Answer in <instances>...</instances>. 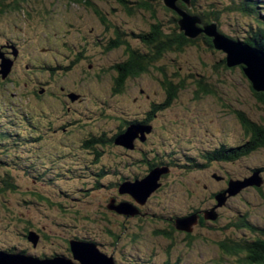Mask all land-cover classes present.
I'll return each instance as SVG.
<instances>
[{"label":"rangeland","instance_id":"rangeland-1","mask_svg":"<svg viewBox=\"0 0 264 264\" xmlns=\"http://www.w3.org/2000/svg\"><path fill=\"white\" fill-rule=\"evenodd\" d=\"M94 1L97 2V7L105 9L110 19L114 18L112 20L126 33L129 28L146 29L153 22L150 12L145 10L129 17L124 11L117 10L113 13V9L118 8L113 4V0ZM207 1L203 0L202 5L206 7ZM42 3H48L47 11L40 10L39 14V10H36L30 17L21 11L22 9H7L9 12L0 15V51L2 46H7L5 41L22 47L21 53L24 57L34 50L43 55L41 50L48 45L54 50L64 51L66 49L63 48L62 41L77 47L80 44L78 37H87V40L92 42L88 29L92 26L98 29L99 25L92 11L79 10L76 4L67 0H61L56 5L49 0H42ZM161 13L158 10L159 18ZM42 14H46L47 21L41 18ZM233 17L224 16L226 24L221 19L219 25L223 32L230 30L228 23L231 24ZM37 22L39 24H36ZM49 32L50 38L53 39L51 42L45 37ZM200 41L203 44L202 49L188 47L181 63H171V57L159 63V66L162 64L166 67L168 81L173 88H177V97L172 98L174 103L172 102L171 107L161 111L151 110L146 114L144 112L151 109L147 98L151 97H147L146 93L145 96L142 95L141 89L153 94L151 99L156 104L164 105L170 100L161 85L164 78L156 70L133 78L130 87L115 98L109 96L111 90L106 83L102 84L103 87L89 85L86 91L81 88L78 90L81 102L69 103L67 108L65 97L60 93L54 95V88L51 89L53 93H45L40 100L32 94H27L25 83L29 81L26 75H32L34 70L18 67L13 83L4 87L8 90L7 100L11 101L2 106L6 110L12 106L13 110L9 109L8 112L10 126L2 129L6 136L0 137V187L4 188L5 183L9 182L17 190H9L0 196L1 248L17 247L33 255L54 256L55 253H61L72 258L68 243L73 241L78 242L77 245H94L98 251L108 253L115 264H165L168 263L166 254H172L170 264H178L179 261L183 264H211L213 260L220 258L218 264H236L231 258L225 259L226 256L223 259L219 242L229 235H249L248 231L237 232L233 227H227V224H233L238 219L236 215L246 214L252 224L264 229V199L255 186H248L239 196H229V202L233 204L225 207L215 204L216 200L213 203V199L220 191L228 188L227 172L238 176L237 178L244 177L254 181L260 178L262 182L263 177L254 176L251 170L264 165V149L240 161L213 163L203 170L189 171L185 167L191 162L187 163L185 154L201 157V152L219 146V142L232 144L233 147L247 142L241 133L237 117L229 114L226 110L228 108H224L226 101H230L228 96L233 99L234 110L244 112L252 119L264 118V106L251 95L249 82L240 67L235 71H224L219 66V69L214 71V65L223 58V54L211 48L210 50L202 40ZM57 57L58 60L64 61L60 54H57ZM46 59L50 60V57ZM8 60L1 57L0 65ZM25 64L29 65L30 61L26 59ZM84 69L86 70V66ZM174 72L183 77L190 73H206L208 76L211 74L213 78H210L209 84L215 90V95L196 99L192 83L186 81L183 84L181 77H176ZM28 85L30 88L31 84ZM72 87L71 91L78 88L73 85ZM103 97L108 100V106H105V110L99 115L98 105ZM103 114L105 116L101 117ZM147 114L153 116L151 124H147V128L138 127L144 128L143 134L138 133L144 141H140V138L136 140L139 142L136 145H145L142 146L146 152L145 157H140V153L132 160V150L112 145L102 149L104 155L96 162L94 151L97 145L93 144L92 148H87V140L99 136L101 131L110 138L122 122L143 119ZM46 115L51 116L50 120ZM13 116L16 119L29 116L28 121L39 123L38 130L44 134L41 141H36L39 134L37 129H24L20 123L18 126L16 123L12 125ZM127 128L123 133L127 132ZM154 149L155 154L152 153ZM198 159L197 163H200L201 158ZM158 168L169 173L164 176L167 179L164 181L163 190L148 197L147 204L145 202L139 205L128 195L120 196L117 188L111 186L113 182L122 181V178H129L132 183L137 182ZM217 176H223L227 180L218 181ZM261 187L264 188V182ZM34 194L43 196L46 201ZM113 197L135 203L131 205L144 210L145 216L141 219H124L108 213L107 210L106 215L101 216L103 207H106ZM196 208H208L210 212L219 210L221 218L215 223V229L199 227L196 223L192 228L195 234L193 240L183 242V234L175 230L173 237L177 243L168 249V253L165 252L163 246L170 247L173 243L161 237L154 238L153 230H172L170 220L177 216H186ZM75 213H81L77 218L79 222H76ZM24 222H28L33 231L43 236L40 238V245L35 249L24 239V228L28 227ZM108 229L113 230L115 237L119 239L115 240V237L109 234L110 237L107 234ZM135 235L138 238H135Z\"/></svg>","mask_w":264,"mask_h":264},{"label":"trees","instance_id":"trees-1","mask_svg":"<svg viewBox=\"0 0 264 264\" xmlns=\"http://www.w3.org/2000/svg\"><path fill=\"white\" fill-rule=\"evenodd\" d=\"M54 1H57V0H54ZM73 1L78 2L77 0H71L70 2L74 3ZM80 1L83 2L84 6L88 8H92L95 11H98L100 14L98 15L100 17L102 14L103 15L107 14L106 11L99 9L96 5V2L93 0H80ZM116 1L117 3L120 4L119 6L126 8V10L122 9V11H126L125 13L129 17H132V15L136 14V12H141L142 10L150 12V18L152 19L153 22H151L150 24L148 23L149 25L147 29H148L149 34L147 33L144 34V37H147V44H148V47L150 48L149 49L150 54L148 52L147 54L144 55L145 58H147L146 63H143L142 65L138 63L136 67H132V79L142 76L144 72L145 74H147V72L155 71V70L159 72L161 76L163 75L164 78H166L167 83L165 84L166 86L164 84L162 86L165 89H167L168 93H170V100H168V103H164V105L162 104L161 105L153 104V105L157 107V110H160V109L165 110V108L171 107L172 102L174 101V99L172 98L177 97L176 92H175L177 88H173L172 84L168 81L169 75L167 73L166 67L162 66V64L158 66L159 65L158 61H160L159 59L160 58L165 59V58L171 57L172 60H169L171 63H176V64H178L177 62L181 63L182 61L181 58L184 56L188 47L201 48V45L203 46L200 40H202L209 49L211 48L212 50H214L213 45H212V40L206 37L204 34H203L204 36L203 35L199 36L201 37L200 39H198L199 37L195 39L186 38L183 33L179 32L178 21L180 20V17L175 11L167 8L163 4L162 0H136V1L116 0ZM29 3H31L32 5H30ZM202 3H204L203 0H191L190 7H188V5H186L183 1H179L177 5L179 8L187 10L193 16L199 17L204 25H210L212 23H216L219 32L222 33L225 37L230 38L234 41H240L250 46H254L264 51V0H210V1L208 0L207 2H205L206 7L203 6ZM25 4H26V7H24ZM47 7H48V3H42V0H0V15L4 14L5 12H9L7 9H13L16 11L22 9L21 11H23L28 17H30L32 16V13L35 12L36 10H39L38 13L40 14L41 13L40 10L45 11L47 10ZM157 9L162 12L161 18L158 17L159 14H158ZM100 12H102V14ZM226 15L234 16L232 18L231 24L228 23V25L230 26V30H228L227 33L223 32L221 30V25H219L221 24L220 23L221 19L224 20V16ZM43 17L44 16L41 15L42 19ZM42 23H40V25ZM36 24H39V22H37ZM119 44L120 46H122L123 42L121 41V43ZM63 48H65L66 51H68L70 54H72V52L74 51V48L68 45L65 41H63ZM78 48H80V46H78ZM203 52H204V49H203ZM216 52L223 54L220 51H216ZM132 56L135 57L134 54H132ZM88 60H89L88 65L94 64L95 59L92 56ZM221 60L222 62L219 60V62H217L214 65L216 67V68L213 67L214 71L219 69V66L224 71H229V70L235 71L237 69V68L229 69L226 67L224 54ZM77 63L79 62L77 61L76 63H73L72 65L66 68L63 66L64 64H62L63 66L62 69L63 70L65 69L64 70L65 74L68 75L72 73L75 70ZM53 71L54 72L60 71V66L54 68ZM241 72H242V69H241ZM174 75L178 78L181 77V82L183 84L186 83V81H188V83L190 82L192 83V88L196 95L195 97L196 99H200L201 96L206 97L208 95L209 96L215 95L216 93L215 90L209 84L210 78H213L211 74L210 76H208L206 73H199V74L190 73V75L186 74L187 76L183 77L181 76L180 73L174 72ZM7 76L3 78L2 74H0V77L2 80L6 79ZM65 77H68V76H65ZM2 80H0V90L4 88V86L6 85V82ZM120 82H123V79H121ZM120 87H121V84L117 86L118 92L122 91L121 93H123V90ZM250 89H251L250 93L251 95H253L254 99L264 106V94L253 91L251 88V85H250ZM36 97L38 99L40 98V96L38 95ZM227 99L230 100V101H226L228 105L226 104V106L224 105L223 106L224 108L225 107L228 108V109L226 108L225 109L228 110L229 114L235 115L237 117V120L242 129L241 133L243 134V137L247 139V142L237 147H233L232 144H228L226 142H219V146H216L213 149L204 150L203 152H201L200 153L201 157L195 154H189V155L185 154V159L187 163L191 162V164L188 163L185 167L187 171L203 170L213 163L225 164L228 162H235L236 160L240 161L244 158L250 157L254 152L264 149V118L257 117L258 119H252L251 117L247 116L244 112L234 110V108L232 107L233 99L232 98L229 99V96ZM7 109L8 110H6L4 107L0 108V137L4 136V138L6 136V132H4L2 129H5L10 126L9 116H8L10 107H7ZM15 115L17 117V114ZM27 119H30L29 116H27V118L23 116L21 119H16L13 116V119H11V122H12V125L16 123L17 126L20 123L24 129L26 128L31 129V130L37 129L36 131L39 132L40 136L38 134V139H36V141H41V139L44 137V134L42 133L40 129L38 130V125L40 126V124L36 123L35 121H28ZM152 119H153V116H150L149 120H152ZM132 124L139 125V126H145V127L147 126V124H142V123H132ZM33 127L35 129H33ZM34 134L37 135L35 131H34ZM18 137H19V134H18ZM115 138L116 137L109 138L107 141L105 139L99 140L100 138L94 139L95 140L94 144L97 145L95 146L96 149L94 151V153L96 154L95 155L96 162L101 160L102 156L104 155L102 149L114 145ZM142 146H145V145H137L132 150L133 155L132 156L130 155L132 160L134 159L135 155H139L140 153H141L140 157L142 156L145 157L146 152H144L145 150L142 148ZM124 149L129 151V149L127 148H124ZM152 153L155 154L156 150L154 149ZM156 155H159V154H156ZM198 158H201L200 163H197V161L199 160ZM154 166L155 164L153 165V167ZM256 171L260 172V176H261V173H263L261 177H263L262 180L264 182V165L257 169L251 170L252 173ZM168 173L169 171L162 175L163 180L160 179V181L158 182L159 188L156 192H158L159 190L160 191L163 190L165 186L164 181L167 179V177L164 178V176H166ZM227 174L229 176L228 182L229 180H234V181L241 180V178H237L238 176L235 177L233 175H230L229 172H227ZM123 179L128 180L129 178H122V180ZM135 180H137V178ZM8 183H5L4 188L0 187V196H3L9 190H12V191L17 190V188L12 183H9V184ZM120 183L121 181L120 182L116 181V182H113L111 186L114 189H116V187H118ZM245 189L240 191L237 195L232 196V198L241 195L243 191H246ZM255 189L260 192L261 197L264 199V190H263L264 188L260 186V187H256ZM224 192L225 190H222L220 191V193L216 194L214 196L213 203H215L216 197L219 194L224 193ZM34 196L39 197L42 201H46V199L43 196H39L38 194H34ZM112 199L115 200V203L117 204L122 203V202H125V203L128 202L126 200L125 201L118 200L117 197L116 198L113 197ZM230 200L231 199L229 198V196L226 195V199L222 205L225 207L226 205L233 204L232 202H229ZM148 201L149 199L146 201V204L148 203ZM129 203L134 204L133 202H129ZM217 203L218 202L216 201L215 204ZM109 204L110 203L108 202L106 207L105 206L103 207L101 216L106 215L105 211L107 210L108 213H111L114 216L123 217V215H117L115 211L110 210L108 207ZM142 211L144 212V210L139 209V213L141 214L136 215V217L140 219L143 218L145 216V212L142 213ZM218 211L215 212L216 214V216L214 215L215 219L211 220V219L205 218L206 216L205 214L210 212L208 208L207 210L200 209V208L193 209L186 216H183V215H182L183 217L177 216L174 219L170 220L171 225L173 226L171 227L172 230L170 229H168L169 231L164 230V229L153 230V236L154 238H157V239H159L160 237L164 238L165 240L171 241L173 243L170 247L163 246V249L164 250L166 249L165 252L168 253L169 252L168 249H171L173 245L177 243V241L173 237V232H175V230L178 229L176 225L177 220H181L189 216H196L198 219L197 226L199 227L205 226V227H210L212 229H215V223L217 224L219 219L221 218L219 216L220 214ZM80 214L79 213L74 214L76 222H79L77 218L80 217ZM236 217L238 219H236V221L233 224H229V225L227 224V227H233L234 229H236L237 232L238 231L240 232L242 230L248 231L249 235H247V237L246 235H243V234L241 237L229 235L226 238H224V240L221 241V243L219 242V245L222 248L223 259L226 256L225 259L231 258L234 260L236 264H264V229H261V227L255 226L254 224H252L248 219V215L246 214L236 215ZM24 223H26L28 227L24 228L23 236H24V239L28 241L27 236L33 230L30 228L31 225L28 222H24ZM177 231H180V230H177ZM36 233L38 234V232ZM181 233L183 234L182 240H181L182 242L192 241L193 240L192 238L195 235L193 234V231L191 232L181 231ZM107 234L108 235L110 234L112 237L116 236L113 233V230H109V229L107 230ZM38 235L42 239L43 236L41 234H38ZM44 238L46 239L47 237L44 236ZM135 238H138V236L135 235ZM114 239L118 240L119 237H115ZM186 244L190 246L188 242H186ZM39 245H40V241L38 242L36 247H34L31 244L32 248L34 249L37 248ZM68 246H69V251H70V243H68ZM0 252L6 253V254L25 255V256L35 259L36 261H41L43 259L51 260L56 257L65 258V255L61 253H55L54 256H51V254L50 255L28 254L27 251H21L17 249V247H13V248H1L0 247ZM155 254L156 253L154 252L153 255ZM166 255H167L166 260L168 261V263H165V264H170L172 262L171 261L172 254H166ZM220 260L219 259L213 260L211 264H218L217 261H220ZM123 263L124 262H122V264ZM178 264H183V263H178Z\"/></svg>","mask_w":264,"mask_h":264},{"label":"flooded vegetation","instance_id":"flooded-vegetation-1","mask_svg":"<svg viewBox=\"0 0 264 264\" xmlns=\"http://www.w3.org/2000/svg\"><path fill=\"white\" fill-rule=\"evenodd\" d=\"M60 1L61 0H57V1L51 0V2H53L55 5ZM67 1L70 2L71 0H67ZM77 1L78 2L75 1L73 2L76 4L79 10L84 9L86 11L87 10L92 11L93 15L98 20L99 23L98 29L93 26L88 29L89 32L91 33L90 37L92 42L88 41L87 37H82V38L78 37V43L80 44L77 45V47H73L74 53L72 52V54H70L66 50L64 51L54 50V48L51 47V45H48L45 48H42L41 51L43 55H39L38 52L34 50L31 51L29 54H27V57H24L23 53H21V50H23L22 47L16 45L14 42L5 41L7 46L1 47L0 58L2 57L5 60L9 59L8 61L11 62V71L6 79L2 80L0 77V80L6 82V85L4 87H9V84L13 83L12 81L13 78L15 77L16 72L18 71V67L20 68L22 66L24 67L25 70H29V71L34 70V73H32V75L29 74L26 75L28 77L29 83L31 84V87L29 88L28 87L29 83L28 82L25 83V88H26L25 92L27 94H32V96H34L35 98H37L36 96L38 95L40 96V98L37 99L40 100L43 96H45L44 95L45 93H53V90L51 89L54 88V93H53L54 95L60 93L65 97V105H67V108H69V103L71 104L80 101L79 97L81 95L79 94L78 90L83 88L86 91L89 85L102 86V84L106 83L111 90V92H109V94L111 95L109 96L113 98H115L116 95L118 97L121 96L130 87V84H132V67H136L138 63H140L141 65L143 63H146L147 58H145L144 55L147 54L148 52L150 54L149 51L150 48L148 47L147 44V37H144V34L146 33L149 34L148 29L147 28L141 29L136 27L135 29L132 30V28L131 29L129 28L128 32L126 33L118 25L117 22H114V20H112L114 18L110 19L109 17L110 15L108 13L106 15H103L102 12H100L103 15V16L101 15L100 17L98 11H95L92 8H88L84 6L83 2H81L80 0ZM113 4L116 7H118L117 9H113V13H115L117 10L120 11H122V9L126 10V8L119 6L120 4L117 3L116 0L115 1L113 0ZM46 11L47 10H45V12ZM103 11H105V9H103ZM42 15L44 16L43 17L44 21H47L48 18H46L47 17L46 14H42ZM93 33L95 35H93ZM49 35L50 32L48 34H45V37L46 39H48L47 41L51 42L53 41V39L50 38ZM121 41L123 42L122 46H120L119 44L121 43ZM78 46H80V48H78ZM28 47L32 48V46L30 45H28ZM97 49H99V51H97ZM49 53H52V55H50ZM57 54H60L64 61L58 60ZM89 54L95 59L94 64L92 65H88V61H89L88 59L91 57ZM132 54H134L135 57H133ZM36 56H39V58H37ZM48 57H50V60L46 59ZM25 58L28 59V61H30L29 65L25 64V60H26ZM159 60L160 61H158V63H162L163 58H160ZM77 61L79 63L76 64L75 70L68 75L65 74L64 72L65 69L63 70L62 67L64 66L66 68L72 65L73 63H76ZM220 61L222 62V60ZM62 64L64 65L62 66ZM58 66H60V71L54 72L53 69ZM85 66H86V70L84 69ZM31 77H33V79H30ZM161 77L164 78L163 75ZM121 79H123V82H120ZM165 81L166 78H164V80L161 82V85L163 84L165 85ZM71 84L73 86H77L78 87L77 90L71 91V89H73ZM120 84H121L120 88L123 90V93H121L122 91H119L120 93L118 92L117 86H119ZM7 91L8 90L5 88H2L0 90L1 107L5 103L8 104L10 103L9 101H11V99L7 100V95H6ZM165 91L167 92V95L170 96V93H168L167 89H165ZM145 93L147 97L153 98L154 96L153 94H150L147 91L141 89V94L145 96ZM4 96H5V100L3 98ZM151 98H147V103H149V107L151 109L147 112H144V114L151 112V110L161 111V109L157 110V107L153 105L156 104V102H154ZM165 103H168V101ZM105 105L108 106V100H106L103 97L102 101H100L98 105L99 115L105 110ZM10 109L13 110V107L10 106ZM104 116L105 115L103 114L101 117ZM150 116L151 115L147 114L143 119L137 118L131 121L122 122L121 125H118L117 128H115L116 131L114 132V135L112 137H117L121 135L129 125H132V123L151 124L150 122L152 120H149ZM47 117L50 120L51 116L49 115ZM120 119L121 118H118V120ZM53 129H55V127ZM107 137L108 134H105V132L101 131L99 133V136L96 137L93 136V139L100 138L99 140L105 139L107 141L109 139ZM93 139H89L86 141V144L89 145L87 148H91V146L95 143V140ZM136 140L134 142V148L137 146L136 143H139L138 141L136 142ZM130 179H132V176ZM224 179L226 178L221 176L219 181H222ZM101 252L104 253V251L102 250ZM104 254L109 255L106 252ZM67 256L68 255H65V258L70 259Z\"/></svg>","mask_w":264,"mask_h":264},{"label":"water","instance_id":"water-1","mask_svg":"<svg viewBox=\"0 0 264 264\" xmlns=\"http://www.w3.org/2000/svg\"><path fill=\"white\" fill-rule=\"evenodd\" d=\"M162 1L167 8L175 11L180 17V20L178 21L180 33H183L184 36L189 39H195L203 34L210 38L212 40L214 50L220 51L225 55L226 67L229 69L241 67L242 72L251 85L252 90L257 93L264 94V51L254 46L225 37L219 32L216 23L204 25L199 17L190 15L187 10L185 11L177 5L179 1H183L186 5H188V7H190L191 0ZM0 66L2 68L0 70V74H2L3 78H5L11 71V62L6 61ZM138 127L144 126H129L126 130L127 132L122 133L115 138V145L133 150L136 139L140 138L141 141H144V138L139 137L138 134L139 132L143 134L144 128ZM146 131L148 132L149 129H146ZM165 173L167 172L158 168V170H152L149 175L141 181L139 180L133 183L125 181L119 185L118 194L130 196L139 205L144 204L148 197H150L153 192L159 188L158 182L161 175ZM259 173V171L254 172V176L261 177ZM259 179L257 178L256 181L248 178L235 181L230 180L228 188L225 192L216 197V201L219 204L218 206H222L226 199V195L235 196L248 186L260 187L263 180L261 182ZM216 180H220V178L216 177ZM108 207L110 210H114L117 214L125 217H134L139 213L137 208L130 203L125 202L115 204V201L112 200ZM205 215L206 219L211 220H214L216 216L215 211L208 212ZM196 223V216H189L184 219L177 220V230L191 232L192 227ZM27 239L34 247H36L40 237L36 232L31 231L28 234ZM77 244L78 242L70 241V250L73 255V260L56 257L51 260L43 259L41 261H36L35 259L25 255L6 254L0 252V264H115L112 258L102 254L94 245L86 243Z\"/></svg>","mask_w":264,"mask_h":264},{"label":"clouds","instance_id":"clouds-1","mask_svg":"<svg viewBox=\"0 0 264 264\" xmlns=\"http://www.w3.org/2000/svg\"><path fill=\"white\" fill-rule=\"evenodd\" d=\"M161 178H162V175H161ZM161 178H160V179H161ZM219 178H220V177H219ZM243 179H244V178H243ZM243 179H241V180H243ZM218 181H219V180H218ZM229 181H230V180H229ZM228 183H229V182H228ZM224 190H226V189H224ZM130 198H131V197H130ZM127 203H129V202H127ZM130 204H131V203H130ZM138 212H139V210H138ZM138 214H139V213H138ZM138 214H137V215H138ZM179 232H181V231H179ZM183 233H184V232H183ZM101 253H102V252H101ZM71 254H72V252H71ZM102 254H103V253H102ZM104 255H105V254H104ZM65 259H66V258H65ZM70 260H73V257L70 258Z\"/></svg>","mask_w":264,"mask_h":264}]
</instances>
